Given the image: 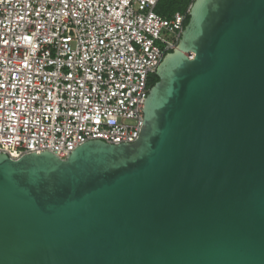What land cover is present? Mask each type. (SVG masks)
Wrapping results in <instances>:
<instances>
[{
	"label": "water",
	"instance_id": "95a60500",
	"mask_svg": "<svg viewBox=\"0 0 264 264\" xmlns=\"http://www.w3.org/2000/svg\"><path fill=\"white\" fill-rule=\"evenodd\" d=\"M139 137L0 153V264H264V0H195Z\"/></svg>",
	"mask_w": 264,
	"mask_h": 264
},
{
	"label": "built area",
	"instance_id": "2783aa9c",
	"mask_svg": "<svg viewBox=\"0 0 264 264\" xmlns=\"http://www.w3.org/2000/svg\"><path fill=\"white\" fill-rule=\"evenodd\" d=\"M194 1L168 17L159 0H0V153L134 142Z\"/></svg>",
	"mask_w": 264,
	"mask_h": 264
},
{
	"label": "trees",
	"instance_id": "16d2710c",
	"mask_svg": "<svg viewBox=\"0 0 264 264\" xmlns=\"http://www.w3.org/2000/svg\"><path fill=\"white\" fill-rule=\"evenodd\" d=\"M191 3V0H159L157 11L165 16L171 17L175 12H187L188 7ZM190 20V14L188 13L186 16L185 26L188 24ZM159 77L157 74L152 76L151 78V85L153 86Z\"/></svg>",
	"mask_w": 264,
	"mask_h": 264
}]
</instances>
